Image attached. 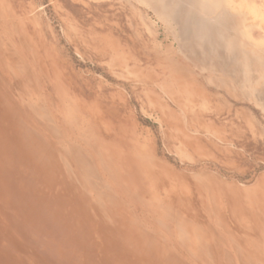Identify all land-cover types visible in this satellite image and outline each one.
Here are the masks:
<instances>
[{"label": "rangeland", "instance_id": "obj_1", "mask_svg": "<svg viewBox=\"0 0 264 264\" xmlns=\"http://www.w3.org/2000/svg\"><path fill=\"white\" fill-rule=\"evenodd\" d=\"M0 264H264V0H0Z\"/></svg>", "mask_w": 264, "mask_h": 264}, {"label": "bare ground", "instance_id": "obj_2", "mask_svg": "<svg viewBox=\"0 0 264 264\" xmlns=\"http://www.w3.org/2000/svg\"><path fill=\"white\" fill-rule=\"evenodd\" d=\"M206 26V25H205Z\"/></svg>", "mask_w": 264, "mask_h": 264}]
</instances>
